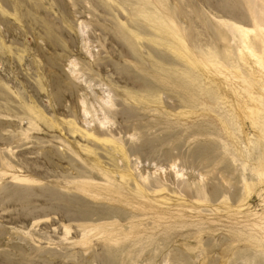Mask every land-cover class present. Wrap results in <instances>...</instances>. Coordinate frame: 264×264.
Instances as JSON below:
<instances>
[{
  "label": "rangeland",
  "instance_id": "374dc122",
  "mask_svg": "<svg viewBox=\"0 0 264 264\" xmlns=\"http://www.w3.org/2000/svg\"><path fill=\"white\" fill-rule=\"evenodd\" d=\"M261 165L264 0H0V264H264Z\"/></svg>",
  "mask_w": 264,
  "mask_h": 264
},
{
  "label": "bare ground",
  "instance_id": "6f19581e",
  "mask_svg": "<svg viewBox=\"0 0 264 264\" xmlns=\"http://www.w3.org/2000/svg\"><path fill=\"white\" fill-rule=\"evenodd\" d=\"M108 103V101L106 102L105 101V105ZM104 121V120H103ZM103 121H101L100 123H101V125H104L103 124ZM259 170H261V171H263V174H264V168H263V165H261V167H260V169ZM178 173H176L175 175H177ZM180 178L181 177H183V175L182 174H180V175H178ZM262 183H264V177H263V179H262Z\"/></svg>",
  "mask_w": 264,
  "mask_h": 264
}]
</instances>
